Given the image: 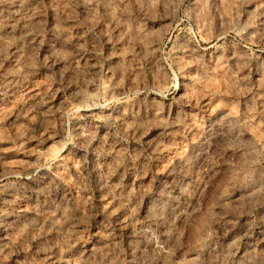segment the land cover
Masks as SVG:
<instances>
[{
  "label": "clouds",
  "instance_id": "clouds-1",
  "mask_svg": "<svg viewBox=\"0 0 264 264\" xmlns=\"http://www.w3.org/2000/svg\"><path fill=\"white\" fill-rule=\"evenodd\" d=\"M35 2L16 19L28 0H0V79L45 68L62 96L0 110V144L13 145L0 148V205L28 206L0 210V260L264 264V138L250 131L264 128V73L246 71L264 64V0ZM77 157L79 197L56 177ZM101 158V180L81 179Z\"/></svg>",
  "mask_w": 264,
  "mask_h": 264
},
{
  "label": "rangeland",
  "instance_id": "rangeland-1",
  "mask_svg": "<svg viewBox=\"0 0 264 264\" xmlns=\"http://www.w3.org/2000/svg\"><path fill=\"white\" fill-rule=\"evenodd\" d=\"M14 13H19L15 18L16 19H22L25 18L28 15H31L32 13H35L37 11V5L35 0H28V3L24 5H17V7L13 10ZM84 34L83 32L80 33V36L82 37ZM48 44L45 42L42 45V52L46 53L48 50ZM115 56H119L120 53H114ZM44 57L41 56V59ZM7 67V65H6ZM249 73H251L254 77L259 76L260 73H264V64L261 65L260 69L258 70L256 68L255 63L253 65L246 69ZM47 69L45 68H40L36 67L35 69L30 71V74L28 76L27 81L17 84L15 82L9 83L6 80L0 79V110H6L8 108H11L14 104V102L19 101L21 98H24V94L27 93L28 97H35V100L29 99V104H35L36 101L41 100V93H51L55 92L57 95H53L51 97V102L52 103H57L61 96L62 93L59 91V85L58 84H50L47 80ZM171 99V98H170ZM49 103L47 100H45L40 106L39 110L40 111H45L47 107H49ZM169 107H172L170 104ZM221 107V103L217 102L213 104L210 108V112H215L217 108ZM139 110V108L137 109ZM145 111L147 109H144ZM35 118V117H34ZM12 121H16V117L12 116L11 117ZM193 120L195 121V117H193ZM26 123L23 119L17 121L18 125H22ZM39 124V121H38ZM16 129H13L15 131ZM250 131L253 134H258L260 138H264V128H252ZM46 133V129L41 128V130L37 133L39 136H43ZM177 135L180 136V131L177 130ZM192 144H196V137L195 135H192L190 137ZM39 144V141L34 137L29 143L27 144V147L29 149L36 148L37 145ZM48 144L51 145L50 151L55 152L56 150V144L52 143L51 138H48ZM13 145L11 143H4L0 144V148H12ZM185 150H187V146H185ZM4 159L6 160H18V161H23L27 159H34V157H28L25 156L23 153H15V152H9L6 155H4ZM139 159L143 160V156H140ZM68 163V169H67V174L65 175L64 173L66 170L61 167L57 172H56V177L59 179L61 183H64L66 186H68L72 191L75 192L76 196L79 197L80 192L78 190L79 185H77L76 188H73V181L76 179V177L73 175V173L77 172V169L80 167V160L77 157L75 162H73L72 158H68L67 160ZM108 164L110 166L111 161H105L102 158L100 159V162L97 163L94 160L89 159L87 162L88 165V171L84 172L83 175L81 176V179H87L88 177L92 178L93 184H97L101 180L100 176V168L104 165ZM146 169H151V171H145L144 176L147 177L149 180L152 178L153 172H155L157 169L153 167L151 161L147 162L145 164ZM0 171H3L2 168H0ZM105 172L108 171L107 168L104 169ZM100 190H103V185L100 186ZM101 199H104V197H101ZM27 205H22V206H9V205H0V210L5 214V217L7 218L8 215H13L15 213H23L27 211ZM105 209L108 207L107 204L104 205ZM243 218H241L242 221ZM236 226H240V222H237ZM246 228H251L253 227L252 225H245ZM10 233H6L2 239H4L5 242H7L9 238ZM14 257H31L32 252L30 250H24L20 253H14ZM44 254L40 253L35 257L37 261L43 260ZM0 264H19L18 261L14 262V260H10L8 258H5L4 260H0Z\"/></svg>",
  "mask_w": 264,
  "mask_h": 264
}]
</instances>
